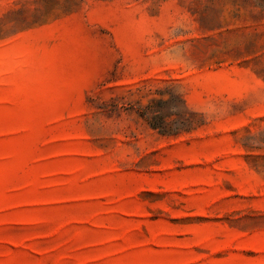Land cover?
<instances>
[{"label":"rangeland","instance_id":"1","mask_svg":"<svg viewBox=\"0 0 264 264\" xmlns=\"http://www.w3.org/2000/svg\"><path fill=\"white\" fill-rule=\"evenodd\" d=\"M0 264H264V0H0Z\"/></svg>","mask_w":264,"mask_h":264},{"label":"trees","instance_id":"2","mask_svg":"<svg viewBox=\"0 0 264 264\" xmlns=\"http://www.w3.org/2000/svg\"><path fill=\"white\" fill-rule=\"evenodd\" d=\"M166 104L165 101L154 100L145 110V115L150 121L153 129L157 130L160 134L166 135L170 132L181 133L183 131H190V125L192 120L190 118L184 117V123L180 122L174 128H168V124L165 120L164 115L162 114V107Z\"/></svg>","mask_w":264,"mask_h":264}]
</instances>
